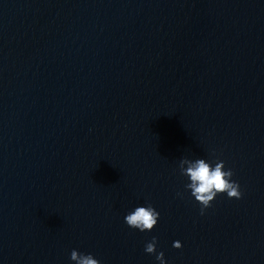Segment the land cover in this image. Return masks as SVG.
<instances>
[{"label":"water","instance_id":"95a60500","mask_svg":"<svg viewBox=\"0 0 264 264\" xmlns=\"http://www.w3.org/2000/svg\"><path fill=\"white\" fill-rule=\"evenodd\" d=\"M198 158L242 197L201 215L179 168ZM149 203L154 228L129 227ZM73 249L264 264V0H0V264Z\"/></svg>","mask_w":264,"mask_h":264},{"label":"clouds","instance_id":"9594fccd","mask_svg":"<svg viewBox=\"0 0 264 264\" xmlns=\"http://www.w3.org/2000/svg\"><path fill=\"white\" fill-rule=\"evenodd\" d=\"M187 164V167L184 165ZM180 172L190 181L185 185L191 190V195L200 204V213L204 214L206 208L211 206L212 201L218 194L226 193L228 198L239 199L243 193L240 190L238 181L233 180L234 172L231 168L225 169L223 160H217L215 164L204 158H198L195 161L181 159L179 163ZM159 212L149 203L145 206H137L125 217V222L129 227L139 229L140 231H151L158 222ZM157 238L145 246L147 253L156 252ZM173 246L182 247L181 241H174ZM70 259L76 264H101L92 254H84L73 249ZM160 264H165L164 253L161 251L156 255Z\"/></svg>","mask_w":264,"mask_h":264}]
</instances>
